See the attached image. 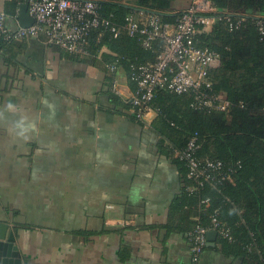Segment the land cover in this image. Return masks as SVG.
Returning a JSON list of instances; mask_svg holds the SVG:
<instances>
[{
  "label": "crops",
  "instance_id": "obj_1",
  "mask_svg": "<svg viewBox=\"0 0 264 264\" xmlns=\"http://www.w3.org/2000/svg\"><path fill=\"white\" fill-rule=\"evenodd\" d=\"M7 26L21 27L12 16ZM119 89L100 60L77 58L44 34L0 48V223L23 264H191L172 215L181 174L153 128L157 114L135 120L121 103L128 80ZM257 261L217 237L199 264Z\"/></svg>",
  "mask_w": 264,
  "mask_h": 264
},
{
  "label": "trees",
  "instance_id": "obj_2",
  "mask_svg": "<svg viewBox=\"0 0 264 264\" xmlns=\"http://www.w3.org/2000/svg\"><path fill=\"white\" fill-rule=\"evenodd\" d=\"M94 1L99 3L104 19L122 28L133 6L156 12L172 24L176 22V0ZM210 1L220 11L248 17L234 30L228 22L219 21L211 32L200 35L199 46L220 56V66L211 73L213 93L226 96L230 107L226 112L196 110L192 107L194 95L160 89L153 102L157 114L153 128L163 138L166 154L174 159L181 174L182 191L172 204V215L184 227L190 251V235L197 225L209 228L217 217L232 238L217 230L224 249L264 264V36L255 19L264 16V0ZM7 2L5 12L17 16L20 1ZM90 41L91 56L85 58L97 60V53L106 49L108 53L100 62L106 69L108 85L111 87L115 81V74L106 65L114 64L126 75L133 93L137 84L131 77L132 66L155 62L161 52L159 45L145 49L141 37H131L125 31L117 39L108 31H95ZM121 103L136 120L132 106L123 99ZM193 138L199 145L198 160L220 165L217 170L210 169V180L202 179L200 183L189 179L185 163L175 158L174 150L184 148ZM206 200L209 202L204 203ZM76 233L81 235L82 231Z\"/></svg>",
  "mask_w": 264,
  "mask_h": 264
},
{
  "label": "built area",
  "instance_id": "obj_3",
  "mask_svg": "<svg viewBox=\"0 0 264 264\" xmlns=\"http://www.w3.org/2000/svg\"><path fill=\"white\" fill-rule=\"evenodd\" d=\"M19 1L28 4V13L34 19V24L12 31L7 26L10 16L0 10V46L44 34L49 44L85 58L91 56V35L99 30L110 32L114 39L119 38L122 31L131 37L139 36L142 47L148 50L159 45L161 52L155 62L132 66L131 77L137 89L131 93L127 103L140 121L146 122L155 112L153 102L160 89L180 95H194L192 107L196 110L228 111L230 102L227 97L213 93L211 73L220 66V56L206 46H199L200 35L211 32L219 21L228 22L230 30H234L246 21V15L220 11L210 0H190L187 8L174 12L176 22L173 24L156 12L133 6L122 28L103 18L99 3L94 0ZM19 13L20 10L17 16L12 17L18 18ZM234 17H237L235 22ZM255 19L261 36H264V16H256ZM102 36L103 32L100 33ZM105 53L108 51L103 49L95 57L102 60ZM106 68L115 74V81L111 85L113 91L122 96L117 82V75L121 71L114 64H107ZM198 150L197 140L193 138L184 148L174 151L175 158L185 163L188 178L200 183L202 179L210 180V169L214 167L217 170L220 165L215 166L209 161L208 164L200 162ZM207 202L209 200L204 203ZM217 230L232 239L230 233L221 227L217 217L213 218L211 227L197 225L191 233L192 264H198L200 255L208 245L207 233Z\"/></svg>",
  "mask_w": 264,
  "mask_h": 264
},
{
  "label": "water",
  "instance_id": "obj_4",
  "mask_svg": "<svg viewBox=\"0 0 264 264\" xmlns=\"http://www.w3.org/2000/svg\"><path fill=\"white\" fill-rule=\"evenodd\" d=\"M18 20L22 28H28L34 24V19L28 13V4L20 6ZM8 230L9 225L0 223V260L3 258V262L1 263L0 261V264H23L21 252L15 244V237L13 234L8 235ZM217 237V231H209L207 233L209 247L214 245Z\"/></svg>",
  "mask_w": 264,
  "mask_h": 264
},
{
  "label": "rangeland",
  "instance_id": "obj_5",
  "mask_svg": "<svg viewBox=\"0 0 264 264\" xmlns=\"http://www.w3.org/2000/svg\"><path fill=\"white\" fill-rule=\"evenodd\" d=\"M126 78V76H125V74L124 73H122V74H119V77H118V83H119V87H123V85L126 83V80H127V78ZM121 80V81H120Z\"/></svg>",
  "mask_w": 264,
  "mask_h": 264
},
{
  "label": "clouds",
  "instance_id": "obj_6",
  "mask_svg": "<svg viewBox=\"0 0 264 264\" xmlns=\"http://www.w3.org/2000/svg\"><path fill=\"white\" fill-rule=\"evenodd\" d=\"M208 239V238H207Z\"/></svg>",
  "mask_w": 264,
  "mask_h": 264
}]
</instances>
